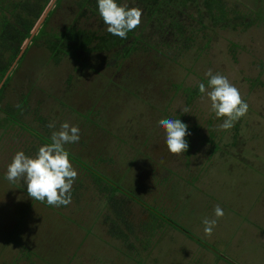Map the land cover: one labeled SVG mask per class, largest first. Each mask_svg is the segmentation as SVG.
<instances>
[{
    "label": "rangeland",
    "instance_id": "obj_1",
    "mask_svg": "<svg viewBox=\"0 0 264 264\" xmlns=\"http://www.w3.org/2000/svg\"><path fill=\"white\" fill-rule=\"evenodd\" d=\"M186 1L116 0L142 9L121 39L97 0H0V28L44 16L0 58V264H264V0ZM70 25L95 37L52 57L44 42ZM209 69L249 105L228 131L199 92ZM161 119L188 125L186 152L168 151ZM63 122L80 129L65 145L78 176L55 207L5 175Z\"/></svg>",
    "mask_w": 264,
    "mask_h": 264
},
{
    "label": "clouds",
    "instance_id": "obj_2",
    "mask_svg": "<svg viewBox=\"0 0 264 264\" xmlns=\"http://www.w3.org/2000/svg\"><path fill=\"white\" fill-rule=\"evenodd\" d=\"M98 12L107 32L121 39H127L130 31L138 28L142 21V9L119 5L116 0H97ZM207 85H198L199 92L206 95L210 101V111L216 118H223L218 130L228 131L237 121L248 113L249 105L242 98L240 90L229 79L213 73L211 69L205 72ZM203 99V96H202ZM187 113L188 109L184 108ZM165 132L166 147L171 154L181 155L189 148L185 139L190 135L188 125L179 119H161L158 121ZM49 128H55V123H49ZM80 129L68 122L60 124L58 131H53L50 143L39 147L35 156H26L23 151H17L9 163L5 175L11 183L23 181L26 184L27 195L32 200L46 202L50 206H67L72 201V186L78 176L70 158L66 144L78 143ZM216 219L205 218L204 232L211 235L224 211L217 205L214 209Z\"/></svg>",
    "mask_w": 264,
    "mask_h": 264
},
{
    "label": "trees",
    "instance_id": "obj_3",
    "mask_svg": "<svg viewBox=\"0 0 264 264\" xmlns=\"http://www.w3.org/2000/svg\"><path fill=\"white\" fill-rule=\"evenodd\" d=\"M84 1L85 0H81L78 4L82 5ZM180 1L183 3L187 2L186 0ZM33 26L34 24L31 21L18 16L14 17L11 22L3 25L0 28V58L9 56L11 61L14 60L22 43L29 38ZM94 37V33L76 28L75 25H70L64 26L61 31L52 34L51 37L44 42V45L51 56L55 57L58 52L69 51L71 47V43L69 44L70 41H75L73 48L75 49V47H77V49L80 50L85 49ZM100 39H102L101 36L97 37V40ZM6 113L11 115L9 110H6Z\"/></svg>",
    "mask_w": 264,
    "mask_h": 264
},
{
    "label": "water",
    "instance_id": "obj_4",
    "mask_svg": "<svg viewBox=\"0 0 264 264\" xmlns=\"http://www.w3.org/2000/svg\"><path fill=\"white\" fill-rule=\"evenodd\" d=\"M43 17H44V16H42V18L39 20L38 24L41 23ZM38 24H37V25L31 30V32H30V36H29L28 39H30V38L32 37V34L35 32V30H36L37 27H38ZM22 47H24V46H22ZM22 49H23V48H21V49L19 50L17 56L15 57V60L21 55V53H22ZM9 69H10V68H9ZM9 69H8V70H9ZM6 75H7V73L3 76L2 80L0 81V86L2 85V83H3V81H4Z\"/></svg>",
    "mask_w": 264,
    "mask_h": 264
}]
</instances>
